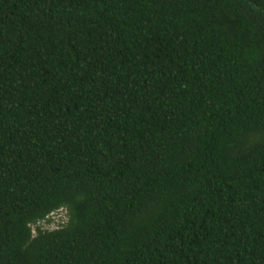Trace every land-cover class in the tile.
Segmentation results:
<instances>
[{"label": "trees", "instance_id": "16d2710c", "mask_svg": "<svg viewBox=\"0 0 264 264\" xmlns=\"http://www.w3.org/2000/svg\"><path fill=\"white\" fill-rule=\"evenodd\" d=\"M0 264H264V0H0Z\"/></svg>", "mask_w": 264, "mask_h": 264}, {"label": "rangeland", "instance_id": "374dc122", "mask_svg": "<svg viewBox=\"0 0 264 264\" xmlns=\"http://www.w3.org/2000/svg\"><path fill=\"white\" fill-rule=\"evenodd\" d=\"M50 217L52 218L50 223H45L44 225L40 224V226L42 228L44 226V227H46L48 229H52V228L58 227L60 224H62L64 219H65L64 209L57 210Z\"/></svg>", "mask_w": 264, "mask_h": 264}, {"label": "built area", "instance_id": "2783aa9c", "mask_svg": "<svg viewBox=\"0 0 264 264\" xmlns=\"http://www.w3.org/2000/svg\"><path fill=\"white\" fill-rule=\"evenodd\" d=\"M55 212H56V211H54V212H51V213L49 214V216H52V214H53V213H55ZM50 218H51V217H50ZM51 219H52V218H51ZM36 223H37V224H42V222H41V221H37Z\"/></svg>", "mask_w": 264, "mask_h": 264}]
</instances>
